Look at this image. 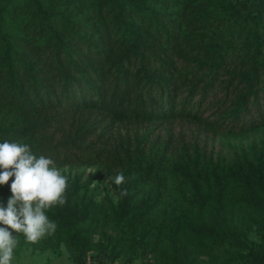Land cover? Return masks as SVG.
Instances as JSON below:
<instances>
[{"label": "trees", "instance_id": "trees-1", "mask_svg": "<svg viewBox=\"0 0 264 264\" xmlns=\"http://www.w3.org/2000/svg\"><path fill=\"white\" fill-rule=\"evenodd\" d=\"M214 4L216 0H5L0 6V142L27 144L56 166L96 163L116 196L96 211L102 221L136 234L149 253L140 264H197L194 249L223 243L240 250L228 261L264 264L261 162L242 159L223 170L195 158L183 171L189 197L180 194L181 200L162 207L159 192L135 200L136 183L152 174L143 148L130 149L121 138L103 148L98 126H93L106 119L155 121L183 110L194 116L192 99L199 95L202 100L216 86L225 91L224 98L230 97L231 120L240 121L251 108L264 119V4L255 0L251 25L238 28L222 46L203 42L200 31L210 30L201 24L202 14ZM228 7L231 15L235 9ZM237 39L249 49L247 57L236 50ZM117 173L126 177L120 186L113 180ZM13 180L0 185V205L6 207ZM235 186L244 193L241 207L255 212L246 218L261 242L246 238V220L237 207L226 220L219 216L226 215L225 203L233 206L226 196ZM123 189L127 195L121 196ZM73 196L74 188L66 187V203L45 209L57 224L51 234L55 244L48 243L50 235L45 241L53 250L61 238L75 252L93 246L85 224L94 214L79 209ZM198 214L204 220L197 222ZM98 235L101 249L116 256L113 236L103 228ZM15 238L24 243L23 233ZM188 241L191 252L182 248Z\"/></svg>", "mask_w": 264, "mask_h": 264}, {"label": "rangeland", "instance_id": "rangeland-1", "mask_svg": "<svg viewBox=\"0 0 264 264\" xmlns=\"http://www.w3.org/2000/svg\"><path fill=\"white\" fill-rule=\"evenodd\" d=\"M3 1L5 0H0V6ZM259 1L264 4V0ZM253 2L255 0H216L212 8H205L202 14L204 22L201 24L206 23L210 30L200 29L203 33V42L210 40L222 46L228 38L234 39L238 28L244 29L251 25ZM228 5L235 9L231 15L232 10ZM10 7L8 4L5 9ZM235 43L236 50L247 57L249 55L247 46L240 44L239 39ZM224 94L225 91L216 86L200 101L197 100L199 95H196L190 105V112H195L194 116L187 115L183 110L166 119L155 121L110 122L106 119L99 124L100 126L97 123L93 124L98 126L96 134L103 148L105 145L113 144L115 139L121 138L125 145L130 144V149L135 145L142 147L148 157L147 161L152 163V174H149L147 179L138 181L134 187L135 200L140 196H153L159 192L162 194L163 207L167 202L174 205L181 200L180 194L189 197L188 180L184 177L183 171L187 167L191 168L195 158L223 170L242 159L259 161L264 167V119L255 115L257 111L254 112L251 108L245 118L238 122L231 120L228 107L230 97L228 95L224 98ZM182 95L181 93L176 99L179 100ZM263 98L264 95L261 99ZM179 107V104L176 105V109ZM260 110L264 113V107H260ZM222 111L224 112L220 115ZM56 167L67 177V188H74L73 200L78 203V208H89V213L94 214L89 223L85 224L93 233V246L86 251L75 252L67 241L61 238L57 243V249L53 250L45 244L47 235L36 243L28 242L26 239L21 243L15 238L18 243L13 249L12 264H140L148 261L149 253L134 232L119 224L110 225L107 220L102 221L97 213V209H104L116 200L115 194L109 189L99 171L100 167L96 163ZM243 196L241 189L236 186L231 188L226 197L233 206L225 203L226 215L219 216L226 220L229 212H234L233 207H237L246 220L243 225L241 224L246 232V238L250 242H261L259 233L246 218L250 211L241 207ZM249 214L255 216V212ZM197 216V222L204 220L202 215ZM101 228L114 238L113 251L116 253L114 257L109 248L101 249L103 242H100L101 237L98 235ZM13 233L14 236L17 235L14 230ZM50 237L52 241L48 243L55 244L52 235ZM182 248L186 252H191L193 246L188 241L186 245L183 243ZM239 252L240 250L232 249L223 243L208 250L205 247L194 249L193 255L195 254L197 264H249L235 261L236 259L228 261L231 255Z\"/></svg>", "mask_w": 264, "mask_h": 264}, {"label": "clouds", "instance_id": "clouds-1", "mask_svg": "<svg viewBox=\"0 0 264 264\" xmlns=\"http://www.w3.org/2000/svg\"><path fill=\"white\" fill-rule=\"evenodd\" d=\"M0 185L9 181L11 197L6 207L0 205V264H12L13 249L18 241L9 229L23 233L26 241L38 242L55 232L57 224L49 220L45 209L64 205L67 177L61 174L51 157L37 156L27 144L4 140L0 142ZM11 169V170H9ZM114 183H125L123 173H117ZM127 195L126 189L121 196Z\"/></svg>", "mask_w": 264, "mask_h": 264}]
</instances>
